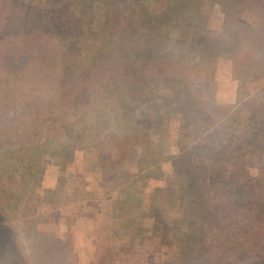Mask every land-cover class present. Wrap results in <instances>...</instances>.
Here are the masks:
<instances>
[{"label":"rangeland","instance_id":"374dc122","mask_svg":"<svg viewBox=\"0 0 264 264\" xmlns=\"http://www.w3.org/2000/svg\"><path fill=\"white\" fill-rule=\"evenodd\" d=\"M135 1L86 0L94 29ZM142 2L181 60L149 83L164 114L157 159L102 168L74 140L43 138L16 167L20 142L4 143L0 264H264V0ZM17 108L1 107L0 122Z\"/></svg>","mask_w":264,"mask_h":264},{"label":"trees","instance_id":"16d2710c","mask_svg":"<svg viewBox=\"0 0 264 264\" xmlns=\"http://www.w3.org/2000/svg\"><path fill=\"white\" fill-rule=\"evenodd\" d=\"M140 1L108 12L97 30L86 0H0V108L19 109L0 122V151L7 141L20 142L16 167L43 138L74 140L102 168L125 167L143 152L157 159L151 130L164 114L149 83L166 80L181 60L160 46L155 14ZM25 53L34 55L7 68L6 58ZM137 102L152 110L138 115ZM8 192L3 199L12 197ZM0 228L10 231L4 218Z\"/></svg>","mask_w":264,"mask_h":264}]
</instances>
